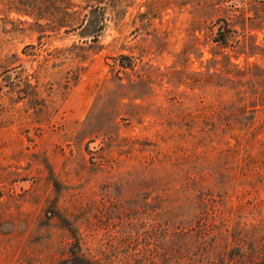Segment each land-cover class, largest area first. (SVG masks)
I'll return each mask as SVG.
<instances>
[{"label":"rangeland","instance_id":"1","mask_svg":"<svg viewBox=\"0 0 264 264\" xmlns=\"http://www.w3.org/2000/svg\"><path fill=\"white\" fill-rule=\"evenodd\" d=\"M6 1L0 264H264V3Z\"/></svg>","mask_w":264,"mask_h":264},{"label":"trees","instance_id":"2","mask_svg":"<svg viewBox=\"0 0 264 264\" xmlns=\"http://www.w3.org/2000/svg\"><path fill=\"white\" fill-rule=\"evenodd\" d=\"M34 2H30V0H7L6 1V5L8 7V11H14L15 13L19 14V15H27L29 17H35L36 19H45V20H50L51 18V4L56 2L57 0H44V2L42 4L35 2L36 0H33ZM41 1V0H40ZM112 0H82V2L84 3L83 7L84 9L89 11V14H97L100 13L101 10L105 11L108 8H114L116 9L117 7H119V3L118 0H115L113 3H111ZM231 1V0H226V2ZM258 1V3L263 4L264 0H255ZM68 4V8H75L77 6V4H75L74 0H68L67 2ZM249 11H252L254 16H249L247 17V20L250 19V25L248 26L251 29L252 28V20L253 18L258 17V9H249ZM264 11V10H263ZM70 14H75V10H73ZM88 14V15H89ZM20 20V19H18ZM86 22L88 23L89 20L86 18L85 19ZM84 20V21H85ZM20 22H22L20 20ZM64 22L62 20H58L56 26L58 27H62L64 26L63 24ZM88 25V24H87ZM87 25H84L83 21L77 22L76 26L77 27H82L84 26L86 28ZM83 27V28H84ZM213 29H212V35H213V40L214 42L225 46L226 45V39L228 37V35L230 33L233 32L232 28L230 27V25L225 21V20H214V24L212 25ZM224 31L225 37L222 35L221 31ZM199 30H202V28H200ZM84 33V32H83ZM94 33V32H93ZM83 36H86L85 34H82ZM94 36V34H93ZM256 48H252L249 52H247L246 56H253L256 53ZM234 53V57L238 58L240 56V52H233ZM14 60L19 59L17 55H13ZM229 59V57H226V59ZM0 67H2L0 65ZM123 68H127L130 67L129 64H123L122 66ZM9 71V69H7V67H4L2 70V73H7ZM28 85H30L28 83Z\"/></svg>","mask_w":264,"mask_h":264}]
</instances>
